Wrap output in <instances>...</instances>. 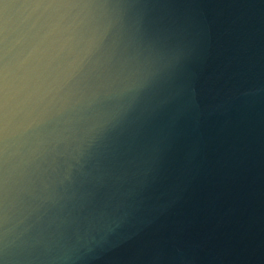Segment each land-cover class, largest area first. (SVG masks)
Returning <instances> with one entry per match:
<instances>
[{
  "label": "water",
  "instance_id": "95a60500",
  "mask_svg": "<svg viewBox=\"0 0 264 264\" xmlns=\"http://www.w3.org/2000/svg\"><path fill=\"white\" fill-rule=\"evenodd\" d=\"M0 264H264V0H0Z\"/></svg>",
  "mask_w": 264,
  "mask_h": 264
}]
</instances>
